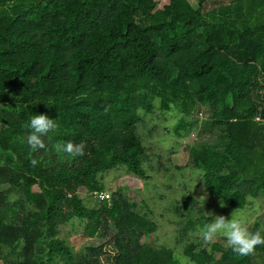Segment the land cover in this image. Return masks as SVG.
Segmentation results:
<instances>
[{
  "label": "trees",
  "instance_id": "trees-1",
  "mask_svg": "<svg viewBox=\"0 0 264 264\" xmlns=\"http://www.w3.org/2000/svg\"><path fill=\"white\" fill-rule=\"evenodd\" d=\"M207 1L0 0V151L16 155L0 161V264H180L173 248L140 241L157 225L134 202L116 193L84 200L113 168L149 178L137 124L157 108L181 113V138L209 109L200 131L213 141L190 151L202 186L226 208L264 195V0L204 9ZM36 114L57 127L47 150L34 152L26 137ZM69 142L84 154L55 150ZM192 202L184 198L186 211ZM73 218L86 220L87 237L114 228L112 259H102L106 243L74 253L59 235ZM251 232L264 236L259 221ZM183 254L250 264L264 245L246 256L226 247L217 258L187 240Z\"/></svg>",
  "mask_w": 264,
  "mask_h": 264
},
{
  "label": "rangeland",
  "instance_id": "rangeland-1",
  "mask_svg": "<svg viewBox=\"0 0 264 264\" xmlns=\"http://www.w3.org/2000/svg\"><path fill=\"white\" fill-rule=\"evenodd\" d=\"M229 1L231 0H208L204 9ZM189 2L197 7L196 0ZM180 116L181 113L175 108L166 111L157 108L153 113L142 114L137 129L146 145L144 166L149 174L148 179L136 176L126 167L120 166L102 174V182L104 191L116 193L117 196L122 195L130 202H134L137 212L146 214L156 223L155 231L144 235L140 239L141 242L153 247H171L180 264H196L183 254L187 240L193 241L197 250L205 248L217 258L227 247L222 235H218L208 244L203 241L199 229L204 223L214 219L208 213L223 215L226 218H230L233 213L245 222L250 232L253 224L259 221L264 232V195L249 197V202L242 208H226L220 200L205 190L201 183L202 171L196 166L190 148L191 145L213 141L214 137L209 131H200V126L209 117V109L203 107L197 112L198 127L185 138L177 136L173 129ZM15 157L16 155L10 151H0L1 162ZM84 196L87 205L96 204L97 198L93 195ZM186 196L193 198L190 212L186 211L184 203ZM189 221L193 222V225L188 227ZM86 225V220L73 218L59 226V235L75 254L87 246L106 243L102 259H112L114 228H111L105 237L98 235L87 237L84 235ZM250 264H264V255H254Z\"/></svg>",
  "mask_w": 264,
  "mask_h": 264
},
{
  "label": "clouds",
  "instance_id": "clouds-1",
  "mask_svg": "<svg viewBox=\"0 0 264 264\" xmlns=\"http://www.w3.org/2000/svg\"><path fill=\"white\" fill-rule=\"evenodd\" d=\"M28 127L31 129L30 134L26 137L28 148L34 152L47 150L45 137L57 127L55 119L45 114H36L30 118ZM55 150L69 157L84 154L82 145H74L71 142L57 144ZM31 163L35 166L37 161L32 160ZM221 204L223 205V201ZM208 214L214 219L204 223L199 229L205 244L211 243L218 235H222L226 240L227 247L238 256H246L253 252L255 246L264 245V236L260 232H250L245 222L233 213L230 218L223 215Z\"/></svg>",
  "mask_w": 264,
  "mask_h": 264
},
{
  "label": "built area",
  "instance_id": "built-area-1",
  "mask_svg": "<svg viewBox=\"0 0 264 264\" xmlns=\"http://www.w3.org/2000/svg\"><path fill=\"white\" fill-rule=\"evenodd\" d=\"M257 119H259V117H257ZM92 195L97 199L107 200V201H110L112 197L111 193H108L104 190H95L94 192H92Z\"/></svg>",
  "mask_w": 264,
  "mask_h": 264
}]
</instances>
